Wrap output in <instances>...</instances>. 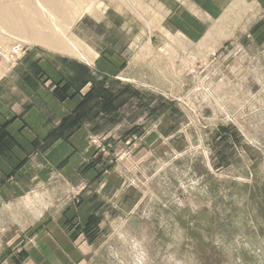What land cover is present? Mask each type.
I'll return each instance as SVG.
<instances>
[{
  "label": "rangeland",
  "instance_id": "1",
  "mask_svg": "<svg viewBox=\"0 0 264 264\" xmlns=\"http://www.w3.org/2000/svg\"><path fill=\"white\" fill-rule=\"evenodd\" d=\"M146 1H3L0 78L65 113L0 188V264H264V0L221 46H157Z\"/></svg>",
  "mask_w": 264,
  "mask_h": 264
},
{
  "label": "crops",
  "instance_id": "2",
  "mask_svg": "<svg viewBox=\"0 0 264 264\" xmlns=\"http://www.w3.org/2000/svg\"><path fill=\"white\" fill-rule=\"evenodd\" d=\"M147 1L142 3V9L148 8L150 11L152 9V13L149 12V17L158 22L153 29L167 37V39L162 38L161 42L155 40V43H158L157 46L175 45L178 41L180 44L182 42L205 44V42H210L211 37L213 38L212 45L221 46L228 41L226 21L231 19L233 22V14L241 13V6L248 7L251 2V0ZM249 10L250 8L246 12L249 13ZM229 13H231V17L228 16ZM153 14L158 17H152ZM105 19H110V17L105 14ZM136 42H139V37H128L127 40H121V45L125 46V49L121 51L112 47V41L107 42L109 46L107 44L105 46L106 57L103 59L107 61L122 60L123 62L128 60L122 51L126 52ZM114 43L118 45L120 40L119 42L114 41ZM137 55L143 56L142 53H137ZM21 75V71L13 70L10 74H5L0 78V188L4 190L8 184L17 181L16 179H19L22 172L27 173V170L22 171L17 168L28 157L29 146L38 139H45V134L58 133L52 123V118L49 120L45 116V109L51 110L50 113L53 114L54 111L59 115L65 113L61 112L64 106L43 86L36 87L34 91L29 92ZM41 75H45L43 71L40 73ZM14 76H18L19 80L12 83L10 78ZM29 76L35 79L31 72H29ZM56 119L58 120L56 121L57 125L60 118L56 117ZM67 137L65 136V138ZM65 138L62 137L58 141H63ZM17 183L19 184V182Z\"/></svg>",
  "mask_w": 264,
  "mask_h": 264
},
{
  "label": "bare ground",
  "instance_id": "3",
  "mask_svg": "<svg viewBox=\"0 0 264 264\" xmlns=\"http://www.w3.org/2000/svg\"><path fill=\"white\" fill-rule=\"evenodd\" d=\"M4 1V0H3ZM2 0H0V9H5V10H12L14 11L13 5L9 4V3H5ZM44 1V0H43ZM51 7L53 8H57V9H61V6L59 5V3L57 2V0H45ZM22 26H25L24 22H21ZM34 21L32 22V25L29 26V29L34 28ZM23 29V28H21ZM35 35V36H34ZM33 38H35L37 41H40L42 45H46V47H50L52 46L55 42H57V40L55 41V39L52 36H49V34L47 35V37H40V35L37 34H33ZM59 41V39H58ZM57 45V44H56Z\"/></svg>",
  "mask_w": 264,
  "mask_h": 264
},
{
  "label": "trees",
  "instance_id": "4",
  "mask_svg": "<svg viewBox=\"0 0 264 264\" xmlns=\"http://www.w3.org/2000/svg\"><path fill=\"white\" fill-rule=\"evenodd\" d=\"M84 105V103L81 104V106Z\"/></svg>",
  "mask_w": 264,
  "mask_h": 264
}]
</instances>
